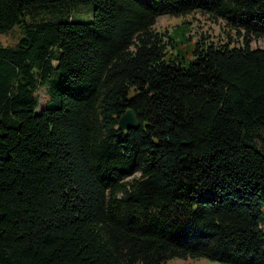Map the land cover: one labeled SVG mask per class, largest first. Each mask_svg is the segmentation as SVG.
Segmentation results:
<instances>
[{
    "label": "trees",
    "instance_id": "16d2710c",
    "mask_svg": "<svg viewBox=\"0 0 264 264\" xmlns=\"http://www.w3.org/2000/svg\"><path fill=\"white\" fill-rule=\"evenodd\" d=\"M193 11L240 38L187 62L154 24ZM0 33V264H264V0H0Z\"/></svg>",
    "mask_w": 264,
    "mask_h": 264
},
{
    "label": "rangeland",
    "instance_id": "374dc122",
    "mask_svg": "<svg viewBox=\"0 0 264 264\" xmlns=\"http://www.w3.org/2000/svg\"><path fill=\"white\" fill-rule=\"evenodd\" d=\"M94 5L91 4H76L71 11V18L78 22H89L93 18ZM154 28L158 31H167L173 35V38L177 41V45L184 48V56L189 62L193 56L189 54V47L187 46L190 42L195 41L201 35L206 36V40H219V39H231L238 40L240 35L238 29L234 28L230 23L222 17H212L207 13L200 11H193L182 13L179 15H160ZM191 36L193 38H191ZM0 41L10 46L14 43V39L5 34L0 33ZM251 45L253 47H263L264 39L262 37H253ZM170 46V45H169ZM176 50V49H174ZM59 76L54 74V77L45 88H40L37 91V97L39 101V108L49 106L52 101V97L58 90ZM165 264H225L217 260L210 258H174L165 262Z\"/></svg>",
    "mask_w": 264,
    "mask_h": 264
},
{
    "label": "water",
    "instance_id": "95a60500",
    "mask_svg": "<svg viewBox=\"0 0 264 264\" xmlns=\"http://www.w3.org/2000/svg\"><path fill=\"white\" fill-rule=\"evenodd\" d=\"M140 126L138 115L132 107L126 109V111L120 116L119 127L121 129H133Z\"/></svg>",
    "mask_w": 264,
    "mask_h": 264
}]
</instances>
